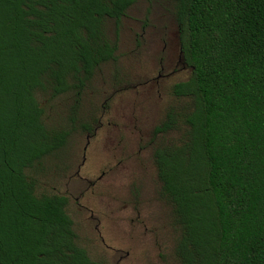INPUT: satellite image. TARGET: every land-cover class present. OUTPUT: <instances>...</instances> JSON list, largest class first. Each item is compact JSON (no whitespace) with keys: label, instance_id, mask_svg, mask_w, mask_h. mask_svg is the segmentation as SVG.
Wrapping results in <instances>:
<instances>
[{"label":"trees","instance_id":"trees-1","mask_svg":"<svg viewBox=\"0 0 264 264\" xmlns=\"http://www.w3.org/2000/svg\"><path fill=\"white\" fill-rule=\"evenodd\" d=\"M135 1L0 0V264H103L78 244L67 196L37 194L27 172L77 129L48 128L35 93L73 92L77 124ZM174 14L191 75L173 84L177 104L153 133L176 256L264 264V0H174ZM93 123L80 127L92 134Z\"/></svg>","mask_w":264,"mask_h":264},{"label":"rangeland","instance_id":"rangeland-1","mask_svg":"<svg viewBox=\"0 0 264 264\" xmlns=\"http://www.w3.org/2000/svg\"><path fill=\"white\" fill-rule=\"evenodd\" d=\"M178 43L174 0H136L119 23L117 59L103 64L83 92L77 124L70 121L73 92L57 94L46 83L35 93L48 128L77 129L27 172L37 194L67 196L78 244L103 264H182L153 133L177 104L173 84L191 75L190 67L179 69ZM94 118V133L80 127Z\"/></svg>","mask_w":264,"mask_h":264},{"label":"flooded vegetation","instance_id":"flooded-vegetation-1","mask_svg":"<svg viewBox=\"0 0 264 264\" xmlns=\"http://www.w3.org/2000/svg\"><path fill=\"white\" fill-rule=\"evenodd\" d=\"M178 55H179V59H178V66L180 64L179 69H185L187 66L184 64L183 58L181 56V49H180V40L178 43ZM75 229V228H74Z\"/></svg>","mask_w":264,"mask_h":264}]
</instances>
